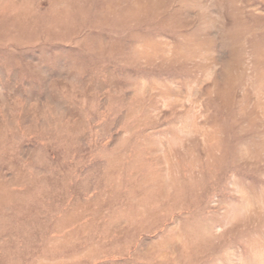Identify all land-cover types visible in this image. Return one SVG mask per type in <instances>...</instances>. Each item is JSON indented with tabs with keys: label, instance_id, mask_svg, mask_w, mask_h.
I'll return each instance as SVG.
<instances>
[{
	"label": "rangeland",
	"instance_id": "1",
	"mask_svg": "<svg viewBox=\"0 0 264 264\" xmlns=\"http://www.w3.org/2000/svg\"><path fill=\"white\" fill-rule=\"evenodd\" d=\"M0 264H264V0H0Z\"/></svg>",
	"mask_w": 264,
	"mask_h": 264
}]
</instances>
